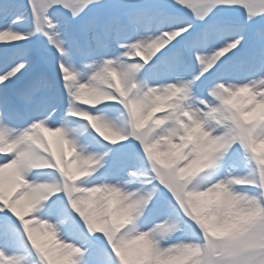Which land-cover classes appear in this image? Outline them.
Returning a JSON list of instances; mask_svg holds the SVG:
<instances>
[{"label":"snow or ice","instance_id":"obj_1","mask_svg":"<svg viewBox=\"0 0 264 264\" xmlns=\"http://www.w3.org/2000/svg\"><path fill=\"white\" fill-rule=\"evenodd\" d=\"M0 264H264V0H0Z\"/></svg>","mask_w":264,"mask_h":264},{"label":"bare ground","instance_id":"obj_2","mask_svg":"<svg viewBox=\"0 0 264 264\" xmlns=\"http://www.w3.org/2000/svg\"><path fill=\"white\" fill-rule=\"evenodd\" d=\"M53 147H56L55 143L53 144Z\"/></svg>","mask_w":264,"mask_h":264}]
</instances>
